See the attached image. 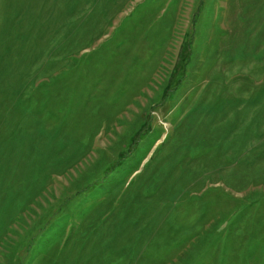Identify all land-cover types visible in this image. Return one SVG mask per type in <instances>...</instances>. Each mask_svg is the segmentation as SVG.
Listing matches in <instances>:
<instances>
[{
	"label": "rangeland",
	"instance_id": "rangeland-1",
	"mask_svg": "<svg viewBox=\"0 0 264 264\" xmlns=\"http://www.w3.org/2000/svg\"><path fill=\"white\" fill-rule=\"evenodd\" d=\"M0 264H264V0H0Z\"/></svg>",
	"mask_w": 264,
	"mask_h": 264
}]
</instances>
